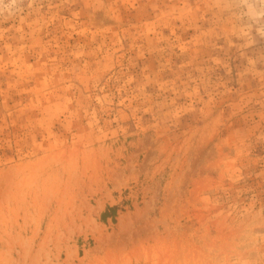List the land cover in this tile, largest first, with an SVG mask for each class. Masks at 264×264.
Masks as SVG:
<instances>
[{"label":"rangeland","instance_id":"obj_1","mask_svg":"<svg viewBox=\"0 0 264 264\" xmlns=\"http://www.w3.org/2000/svg\"><path fill=\"white\" fill-rule=\"evenodd\" d=\"M0 8V264H264V0Z\"/></svg>","mask_w":264,"mask_h":264},{"label":"clouds","instance_id":"obj_2","mask_svg":"<svg viewBox=\"0 0 264 264\" xmlns=\"http://www.w3.org/2000/svg\"><path fill=\"white\" fill-rule=\"evenodd\" d=\"M3 4V0H0V5ZM5 12V9L4 8H0V15H3ZM9 15H12L14 14V12H10V11H7Z\"/></svg>","mask_w":264,"mask_h":264}]
</instances>
